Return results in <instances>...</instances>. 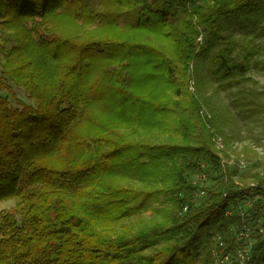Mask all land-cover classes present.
I'll use <instances>...</instances> for the list:
<instances>
[{
    "label": "trees",
    "instance_id": "16d2710c",
    "mask_svg": "<svg viewBox=\"0 0 264 264\" xmlns=\"http://www.w3.org/2000/svg\"><path fill=\"white\" fill-rule=\"evenodd\" d=\"M199 1L0 0V91L24 89L34 103L0 94V204L15 201L0 211V264H216L217 236L232 254L251 248L230 264H264V158L237 181L188 91L190 66L211 54L218 86L259 114L244 86L253 68L264 72V0ZM122 15L135 21L123 26ZM175 127L180 142L136 139ZM160 197L172 202L165 222L115 228Z\"/></svg>",
    "mask_w": 264,
    "mask_h": 264
},
{
    "label": "rangeland",
    "instance_id": "374dc122",
    "mask_svg": "<svg viewBox=\"0 0 264 264\" xmlns=\"http://www.w3.org/2000/svg\"><path fill=\"white\" fill-rule=\"evenodd\" d=\"M202 0L198 4H202ZM260 9H264L262 5H259ZM253 15V10L252 14ZM133 18V17H132ZM252 18V17H251ZM134 19V18H133ZM128 20L125 15L119 17V20L123 26H126L134 20ZM194 21H198L195 18ZM237 26L227 27L226 34L233 35L237 41H241L242 34L240 32H234ZM196 30L201 31V27H196ZM198 45H205L203 34L197 38ZM262 45V43H260ZM264 53V52H263ZM211 54L199 59L194 65H191L190 81L188 82V91L192 93L195 98L204 102L201 110L200 117L208 132L211 134V141L214 143L215 149L223 157V164L227 163V169L230 173L235 175V179L239 181V178L243 175L251 176V174L261 169V161L264 158V72L260 68H253L246 78L249 81L245 82L244 88L250 92H253L258 97V102L263 106L259 110V114L251 115L249 112L242 111L235 103L234 100L238 97L236 88L223 89L218 86L214 78L209 72V59ZM235 60H239L240 53L236 51L233 54ZM258 61H264V55L257 58ZM4 63V59L0 60V77L2 76L1 65ZM0 94L8 97L10 105L12 107H18L16 101H21L27 105L34 106V103L28 99V95L24 89L14 88L12 91L5 89L0 91ZM174 96L171 93V97ZM180 98V97H179ZM176 97V100H179ZM181 100V98H180ZM211 108L214 112L215 124L224 135L216 133L209 124L208 118L211 117L209 112ZM136 139L142 142L150 143H165L173 144L180 142L182 136L175 128H163L155 130L149 136L143 135L136 136ZM229 146L228 155L224 156L223 153L226 150L225 143ZM204 169L208 166L203 165ZM194 183H198L200 186H209L210 182L207 181L203 175H196L192 178ZM132 187L138 190L149 191L161 187L154 188L155 185L151 183L134 182L132 180H126ZM197 196V195H196ZM202 196H197L196 201L199 203ZM259 199V197L255 198ZM15 206V201L3 202L0 204V211L6 209H12ZM172 208V202L167 200L166 197H160L154 199L146 209H143L140 214L131 218L122 220L119 225H116V229L120 230H132L135 227H141L143 224H151L154 222H165L169 211ZM261 219L256 222H251L250 229L254 232V225H258ZM123 227V228H122ZM175 234V232H173Z\"/></svg>",
    "mask_w": 264,
    "mask_h": 264
},
{
    "label": "built area",
    "instance_id": "2783aa9c",
    "mask_svg": "<svg viewBox=\"0 0 264 264\" xmlns=\"http://www.w3.org/2000/svg\"><path fill=\"white\" fill-rule=\"evenodd\" d=\"M196 195L203 196L204 193H199ZM186 211H187V207L183 210V212H186ZM260 232L264 233V229L261 228ZM250 235H251V229L249 227H244V229H242L240 232L237 233V240L242 241V240L249 239ZM216 240L220 247L218 251L214 252L216 264H230L233 261L244 263L245 261L249 260L251 256L250 246L240 247L236 250L234 254H232L231 252L226 251L225 246H224V241L222 240L221 236H217ZM251 244H253L252 241H251Z\"/></svg>",
    "mask_w": 264,
    "mask_h": 264
}]
</instances>
